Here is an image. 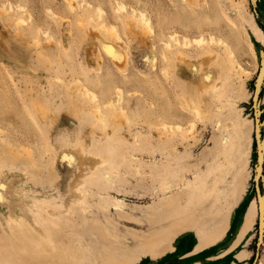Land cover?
I'll return each mask as SVG.
<instances>
[{"label": "rangeland", "instance_id": "1", "mask_svg": "<svg viewBox=\"0 0 264 264\" xmlns=\"http://www.w3.org/2000/svg\"><path fill=\"white\" fill-rule=\"evenodd\" d=\"M2 1L0 154L13 166L0 169V187L16 203L38 196L62 205L94 162L92 154L77 153L81 146L110 159L108 170L86 178L87 209L76 205L65 214L71 227L63 224L54 245L32 240L39 255L25 248V257L33 256L34 264H104L100 258L108 257L114 264L264 261L256 189L257 183L264 197V152L261 176H256L255 137L257 113L264 142V68L254 98L264 61V0H217L218 13L211 8L213 0H120L127 6L124 12L118 10L119 0H72L73 11L66 0ZM142 10L151 18L152 32L138 19ZM242 17L249 29L241 25ZM113 24L118 35L105 31ZM172 31L188 37L187 48L175 41L171 50L166 47ZM203 34L205 43H195ZM104 42L126 53V69L107 54ZM208 49L216 55L214 64L203 60L201 51ZM177 50L201 71L208 65L216 72L222 100L209 117L198 118L187 103L192 98L186 80L177 75ZM84 88L101 102H112L102 105L104 130L91 113L97 101L84 96ZM208 94L213 98V91ZM35 102L47 108V119L36 112ZM229 120L233 125L219 129ZM175 121L184 126L175 128ZM190 121H195L193 131ZM165 122L172 124L166 128ZM162 181L173 190L165 193ZM184 188L189 192L182 227L171 244L149 250V237L169 222L160 218L165 198ZM100 192L105 195L99 200ZM115 197L122 199L121 208L114 206ZM241 199L239 214L248 207L236 241L228 245L230 217ZM10 213L1 198L0 223L6 230L4 217ZM198 231L210 240L202 242Z\"/></svg>", "mask_w": 264, "mask_h": 264}, {"label": "bare ground", "instance_id": "2", "mask_svg": "<svg viewBox=\"0 0 264 264\" xmlns=\"http://www.w3.org/2000/svg\"><path fill=\"white\" fill-rule=\"evenodd\" d=\"M66 1L73 11V8L76 7L77 4L75 5V3L72 2V0H66ZM191 1L194 2V4H197L196 0H191ZM117 5H118V10L121 12H124L127 9L126 4L120 0ZM10 6H12V4ZM23 6H24L23 4L22 6L20 5V9H22ZM17 7H19V3ZM210 7L211 6H209V8ZM3 8L0 9L2 12H3L2 10ZM11 8L13 9V7ZM211 8H213V10L216 11L217 13L220 12V6L217 0H213ZM96 9H98L99 13L103 12V9L101 7H98ZM136 12L138 11L133 9L131 13H136ZM139 13L140 14L138 19L145 25V29L151 30L152 32V29L154 27L152 26L151 18L148 17V13L143 10L139 11ZM240 23L241 25L245 26L247 29L250 28L248 22L243 17L240 19ZM105 27H106L105 31L107 33H111V34L114 33L118 35V32L116 31L117 28L114 24L112 26H105ZM168 35H169L168 37L169 39L165 40L164 43L166 47L170 48V50L173 48L172 45L173 41L179 44V46L180 44H182L183 48H187L188 37L185 34L180 35L178 31L177 32L172 31L169 32ZM210 37H212L211 38L212 41L216 39L214 34H211ZM194 40H197V42L195 41L192 42L203 45L206 41V38L203 34ZM219 40L226 43V41L223 40L222 38H219ZM104 47L105 50L108 52L107 54L112 57V59L118 65V67L121 69H126L127 63L129 61L127 62L126 53L122 52L120 46L113 42H108V44L104 42ZM201 52L202 55L204 56L203 58L204 62H212L213 64L215 63L216 55L211 54L210 49L203 50ZM229 53L232 54L233 51L229 49ZM174 59L176 60L177 75L181 79L186 80L185 87L189 92L190 97L192 98V101H187V103L190 104V107L192 108V110L194 111V113L198 118L204 119L205 117H209L210 112L214 109L212 107L216 106V104L220 100H222L221 97L222 92H221V88L220 89L218 88L216 72L214 70H210L208 65H205L203 71H201L197 64L191 63L189 61V59L187 58V54L183 50H177L175 52ZM95 68H98V65ZM206 68L207 70L204 71ZM231 72H232L231 69L228 70V76H230ZM82 87H85L86 90H88L86 86H82ZM85 88L81 89L82 92L84 93L83 95L84 96L88 95V97L91 96L93 101H97V103L94 105V109L91 112L92 115L94 116L95 124L100 125L102 127L101 129L104 130L107 126V118L105 112L103 111L102 105H105L106 107H110L112 105V102L111 101H107L104 103L101 102L100 99L97 98L98 96H96L97 95L96 92L93 91L91 92L90 90L86 91ZM209 90L213 91V98H211V95L208 94ZM118 91H119V97L122 96V92H121L122 89L118 88ZM89 92H91V94ZM227 100L229 101L230 99L227 98ZM210 102H214L212 106H208ZM33 107L36 109V112L40 115L41 118L47 119L48 110L46 107L36 102L33 103ZM121 109L123 110V107ZM194 122L195 121L189 122L190 131H193V129H195ZM171 124L172 123L165 122L164 127L169 128ZM223 125L228 128L231 125H233V122L229 120L224 124L219 123L218 124L219 129H221ZM174 126L175 128L180 129L184 126V124L180 121H175ZM223 142L226 143V140L224 139ZM77 153L78 154L84 153L90 155L92 154L94 156V162L91 165L89 171H87V173L84 175L85 176L83 178L84 181L79 182L72 189H70L69 197L62 203V205H50L48 203H44L41 201V199L38 196L33 198L24 196L23 197L24 204H20V202L16 203L13 194L6 193V190L0 187V199L1 198L5 199V204L9 207L11 211L9 215L4 217L5 222L8 225V229L6 230L5 228H3V226L0 223V264H34L33 256L39 255V251L37 250L36 247H34L32 240L40 242L45 245L53 246L55 243L54 235L55 234L59 235L61 232H63L62 229L63 224L71 227L70 220L67 216L65 217V214L71 213V209L73 208L75 209L76 205H82V208H84V210L87 209L86 196L88 194V190L84 189L85 187H83L84 183L86 182V178L88 176L90 177L95 176L98 172V169L108 170L107 166L110 162V159L108 156L103 155L100 151L99 152L86 151L84 150L83 146L80 147V150ZM134 165L136 167H139L137 162H134ZM7 166L9 168H12L11 166L13 165H8V163L4 159H2L0 154V169H3ZM162 188L165 193H168L169 191L173 190L171 185L166 181H162ZM1 190H4V192ZM188 192H189L188 188H184L181 191L174 193L172 196H168L167 198H165L162 205L160 218L165 219L167 221L169 220V222L161 226L157 231L153 233V235L149 237V239L146 242V246L149 250L159 251L163 247L167 246L169 243L171 244V242L173 241L174 234L182 227L183 224L182 218L185 209L184 205L188 199ZM107 194L109 195L110 193ZM104 195L105 194L100 192L98 199L99 200L102 199ZM114 206L116 208H121L123 206L122 199L115 197ZM103 207H107V205L103 204ZM248 225H249L248 222L245 225H243L240 229V233H244ZM198 234L201 236L202 242H208L210 240L209 235H204L200 231H198ZM11 247H12V251H10ZM25 248H28L31 251L33 255L31 259H28L23 255L22 252L24 251ZM99 261L103 262L104 264H114V259L112 257L100 258ZM258 264H264V261L260 260Z\"/></svg>", "mask_w": 264, "mask_h": 264}, {"label": "water", "instance_id": "3", "mask_svg": "<svg viewBox=\"0 0 264 264\" xmlns=\"http://www.w3.org/2000/svg\"><path fill=\"white\" fill-rule=\"evenodd\" d=\"M262 68H264V61H262V66L260 69V74L258 76V80H257V85H256V92H255V102L257 101V89L259 88V79L261 77V73H262ZM263 80H261L262 82ZM255 137H256V143H257V149H258V166H257V175L261 176L260 173V169L262 168V160H263V152H264V142H262V140L260 139V123L257 117V113L255 115ZM264 141V140H263ZM257 182V179H256ZM256 189H257V195H258V199H259V229H260V237H262L263 234V230H264V197L262 196L260 189H259V185L256 183ZM262 241V238L260 239Z\"/></svg>", "mask_w": 264, "mask_h": 264}, {"label": "crops", "instance_id": "4", "mask_svg": "<svg viewBox=\"0 0 264 264\" xmlns=\"http://www.w3.org/2000/svg\"><path fill=\"white\" fill-rule=\"evenodd\" d=\"M246 195V193H245ZM244 195V196H245ZM244 198V197H243ZM242 198V199H243ZM242 199L240 200V202L237 204V206L233 209L232 211V214H231V217H230V222H229V232H231V229L233 227V231H232V237L230 238V240L228 241V245L230 243H233L234 241H236L237 239V234H238V229L240 227V224L242 222V218L244 216V213L247 209L248 206L245 207L244 211L242 212V214H239V207H240V203L242 201ZM251 201V200H250ZM250 202H248V205H249Z\"/></svg>", "mask_w": 264, "mask_h": 264}]
</instances>
